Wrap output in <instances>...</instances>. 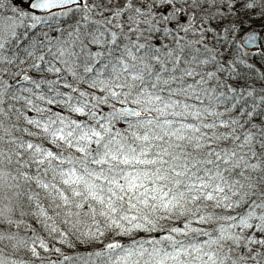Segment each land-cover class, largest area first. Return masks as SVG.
Listing matches in <instances>:
<instances>
[{
    "label": "snow or ice",
    "instance_id": "obj_1",
    "mask_svg": "<svg viewBox=\"0 0 264 264\" xmlns=\"http://www.w3.org/2000/svg\"><path fill=\"white\" fill-rule=\"evenodd\" d=\"M0 264H264V0H0Z\"/></svg>",
    "mask_w": 264,
    "mask_h": 264
}]
</instances>
